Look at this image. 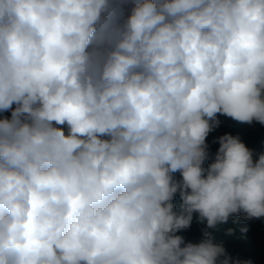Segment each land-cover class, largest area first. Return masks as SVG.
<instances>
[{
	"label": "clouds",
	"instance_id": "obj_1",
	"mask_svg": "<svg viewBox=\"0 0 264 264\" xmlns=\"http://www.w3.org/2000/svg\"><path fill=\"white\" fill-rule=\"evenodd\" d=\"M8 110L0 264H252L209 230L264 218V153L203 163L218 113L264 125V0H0Z\"/></svg>",
	"mask_w": 264,
	"mask_h": 264
},
{
	"label": "trees",
	"instance_id": "obj_2",
	"mask_svg": "<svg viewBox=\"0 0 264 264\" xmlns=\"http://www.w3.org/2000/svg\"><path fill=\"white\" fill-rule=\"evenodd\" d=\"M136 0H114L118 12L122 16H127L130 13L131 7ZM159 2V0H157ZM15 105H13V108ZM11 117V110L0 112V118ZM217 119L220 121L219 126L215 127L207 136L206 144L208 145V158L204 161L203 167L207 168L209 164L214 162L216 153L219 149V137L225 134L239 136L240 140L253 150V159H258L261 153H264V125L253 121L251 124L239 123L231 118L217 114ZM64 127L67 132L66 126ZM178 181L182 180L179 172L173 174ZM181 203L179 192L173 199V204L178 209ZM191 226L187 229L180 230L176 235L184 238L186 243H200L204 238L206 226L200 223L195 217ZM241 216H233L225 224L218 225L215 229H210L214 237V242L223 244L226 253L231 257L232 261L250 260L252 264H264V218L242 220ZM246 228L247 232H241V229ZM232 229V234L229 235L228 230ZM183 246V245H182ZM221 259H223L221 257Z\"/></svg>",
	"mask_w": 264,
	"mask_h": 264
}]
</instances>
